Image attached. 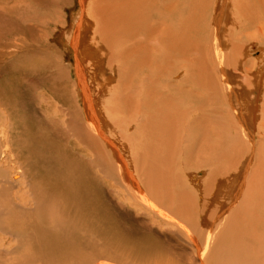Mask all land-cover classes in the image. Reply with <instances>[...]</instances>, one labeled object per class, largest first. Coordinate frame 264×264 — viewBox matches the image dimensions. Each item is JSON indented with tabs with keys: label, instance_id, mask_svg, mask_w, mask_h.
Returning <instances> with one entry per match:
<instances>
[{
	"label": "bare ground",
	"instance_id": "1",
	"mask_svg": "<svg viewBox=\"0 0 264 264\" xmlns=\"http://www.w3.org/2000/svg\"><path fill=\"white\" fill-rule=\"evenodd\" d=\"M8 1L0 2V12L25 22H14L10 45L2 39L12 30L0 22V64L8 60L30 64L35 52L47 53L45 42L36 48L30 45L38 30L33 21L41 19L39 30L49 40L51 34L45 29L59 19L45 15L49 7L44 0L42 14L34 12L32 18L24 14L33 11L27 0ZM64 2L67 6L70 0L53 3L52 11L62 10ZM90 2L87 13L91 18L83 14L86 4L80 0L75 21L63 34L59 32L75 62L64 64L62 51L51 45L60 62L59 80L71 79L66 76L71 66L75 71L73 89L63 85L59 89V98L70 111L68 128H57L54 120L46 121V126L37 122V146L27 154L14 151L22 139H30L32 129L23 125L19 130L13 121L18 114L3 107L0 264H264L263 165L250 172L244 195L231 207L245 188L243 178L255 145L264 144V97L258 103L264 95L260 96L264 0H201L198 7L196 0L190 4L188 0ZM193 11L198 18L208 11L210 26L205 32ZM90 26L95 28L92 35ZM253 47H261V54L249 59ZM105 56L117 72L101 70ZM91 68L103 71V80L129 78L126 103L142 120L143 134L135 139L107 134L109 127L115 125L116 130L118 119L101 101L106 83L98 82L95 91L87 81L97 79ZM168 70L180 73L182 80H165ZM18 74L14 72L15 80ZM259 105L261 113L257 114ZM77 143L83 144L79 148L84 154L77 151ZM103 154L108 160L100 159ZM243 154L245 161L240 160ZM222 157L227 159L225 166ZM41 158L45 160L43 181L29 173L31 161ZM193 171L200 172L192 175ZM17 172L22 176L15 182ZM109 183L115 186L113 192L105 189ZM222 187L225 196H230L227 202L218 195ZM27 192L33 197L38 192L45 208L36 200L37 206L29 207L32 199L24 197ZM37 211L42 213L43 224L32 218Z\"/></svg>",
	"mask_w": 264,
	"mask_h": 264
},
{
	"label": "rangeland",
	"instance_id": "2",
	"mask_svg": "<svg viewBox=\"0 0 264 264\" xmlns=\"http://www.w3.org/2000/svg\"><path fill=\"white\" fill-rule=\"evenodd\" d=\"M6 1H8V0H0V2H1V4H5V2ZM45 1V6H47V4H48V7L50 8H47V9H45V15L46 16H48L50 19H52L54 16L56 17V19L58 18L59 19V21H57L58 23H53V21H51V23H49V24H51V25H49V27H47V29H45V32L46 33H49V34H51V37H47V38H49V40L47 39H45V33L43 32V30H39V29H42V25H41V19L39 20V21H36V20H34L33 22L35 23V24H37V26H38V30H34V32L36 33V35H34V40L36 41H34V43H32L31 42V47H35L36 45H41V44H43L44 42H45V52H47V53H43V54H40V53H36L35 52V55L34 56H32V59H30V64L28 63V64H26V63H24L23 64V62H20V60H18V61H16V60H8L7 61V63L8 64H0V99L2 100L1 102H3V104H2V106H0V117H1V119H0V121H2V124L4 123V119L6 118L5 117V115H6V110L5 109H3V107H5L6 109H10V110H13V112H14V114H18V117L15 119V120H13L15 123H16V125H17V128L20 130V128L23 126V125H27L28 127H31V129H32V134H31V137H30V139L27 141V140H23L22 139V142H21V144H18V145H16V147L13 149L14 151H18V149H20L23 153H25V154H27V150H29L30 148H32V146H37V144H36V141H35V134H34V129H35V123H37L38 122V124H46L45 122L47 121V123H48V121L49 120H54L55 122H57L58 123V127L57 128H61V129H63V128H65V130H66V128H68V126H67V120L70 118V111L68 110V108H67V106L66 105H64L63 103V100L61 99V98H59V94L61 93L60 91H59V89H60V85H63V87L64 86H66V87H68L69 86V88H72V82H74L75 80H73L74 78H75V71H74V67L73 66H71V71H69V69L67 70V73H66V76L70 79V80H59V78H60V74L62 73L61 72V67L59 66L60 65V62H59V60H58V58H56V53H57V50H55V48L54 49H51V45L52 44H56L55 45V47H57L56 49H60V51H62L60 54H61V56H62V58H64L65 57V59H63V63L64 64H67V63H74L75 61H74V55H73V57L71 56V54H68L67 52H66V50H68L67 48L66 49H64L65 48V46L62 44V41H61V39H60V37L62 36V35H59V32H61V34H63L64 33V31H67V29L69 28L68 26H70V24H72L74 21H75V18L77 17V13L80 11V6L82 5L81 3H80V0H70V2H69V4L66 6V4L67 3H65L64 2V8H62V10H59V11H52V9H53V7H54V5H53V3H59V1L61 2V1H64V0H44ZM66 1H69V0H66ZM91 0H84V4H86V8H85V11H86V13H85V11H83V14L85 15H89L88 13H87V8H88V5H90V2ZM92 1H95V0H92ZM97 1V0H96ZM159 1H161V0H159ZM166 1V3H168L167 2V0H165ZM174 1V0H173ZM191 1V2H190ZM194 1V0H193ZM197 1V3H199V4H195V7H198V6H202V4L204 3L203 1L204 0H202V4H201V0H196ZM9 2V1H8ZM42 2H43V0H27V4H28V8L30 9V8H32L33 9V11L31 12V11H29V12H24V14L26 15V18L27 17H30V18H32V16H30V14H33L34 15V12H36V13H38V14H42V12H41V4H42ZM184 2V1H183ZM187 2V1H186ZM190 3H192V0H188V4H190ZM210 3V2H209ZM212 3V2H211ZM81 4V5H80ZM201 4V5H200ZM209 5V4H208ZM208 5H207V7H208ZM194 7V5L192 6V8ZM194 7V8H195ZM206 7V8H207ZM193 8V9H194ZM205 8V9H206ZM27 9V8H26ZM192 9V10H193ZM54 10V9H53ZM65 10V11H64ZM195 10V9H194ZM64 12V13H63ZM4 13V14H3ZM60 14H62V16L63 17H61L60 16ZM73 14V15H72ZM75 14V15H74ZM193 16L195 17L196 15H195V13H194V11H193ZM53 17H52V16ZM57 15V16H56ZM207 15H208V17H207ZM12 15H11V13H8V12H3V11H1L0 12V22H3V24H5V25H7L8 26V28H9V30H12V31H10V32H8V34L10 35H8L7 37H5V38H3L2 39V41L4 42V44L5 43H7L8 42V44L10 45L11 44V42H10V40H9V37H14L13 36V34H14V32H13V27L12 26H14V28H15V24L17 23V24H19L18 22H20V23H24L25 21H22V19H16V18H14L13 16L11 17ZM45 16V19L47 20V17ZM52 18H51V17ZM206 16V17H205ZM89 18H91L90 16H88ZM184 17H187V14L185 13L184 14ZM4 18V19H3ZM6 18V19H5ZM48 18V19H49ZM63 18V20L65 21V23H64V21L61 23L60 22V20ZM83 18V17H82ZM196 18H197V20H199L198 21V25H200L199 27H200V29H203V31L205 32L206 31V29H209V26H210V18H209V13H208V11L207 12H202L201 14H199V18H198V15L196 16ZM93 20V19H92ZM203 20V21H202ZM193 21H195V19H193L192 20V22ZM14 22H16V23H14ZM93 22H94V24H93ZM14 23V24H13ZM203 23V24H202ZM1 25V24H0ZM61 25H63V26H61ZM92 26H96L95 25V20H93L92 21ZM18 27H19V25L17 26V29H18ZM56 27V28H55ZM91 27V26H90ZM19 28H21V27H19ZM96 28V27H95ZM95 28H93V27H91V29H90V33H89V35H92L93 34V32L95 31ZM53 29V30H52ZM54 31V32H53ZM58 31V32H57ZM10 33H12V35L10 34ZM54 34V35H53ZM43 35V36H42ZM58 35V36H57ZM55 36V37H54ZM57 36V37H56ZM55 38V40L53 41V39ZM65 39H67V37H64ZM32 39V38H31ZM31 39H29L28 41H29V43H30V41H31ZM52 39V40H51ZM38 40L41 42H38ZM66 41V40H65ZM48 42H49V44H48ZM36 43V44H35ZM50 45V46H49ZM1 47V46H0ZM11 47H12V45H11ZM238 47H242V44H239V46ZM2 48V47H1ZM36 48V47H35ZM12 49V48H11ZM231 48L229 47L227 50L229 51ZM260 49H261V47L259 48V47H253L252 48V50H251V52H250V54H249V56H247V58H249V59H256V58H258L259 56H260V54H261V52H260ZM8 50H10L9 48H8ZM8 50L7 49H5V51H7L8 52ZM49 50V51H48ZM54 50V51H53ZM53 51V52H52ZM230 53H231V51H229ZM229 52H227V53H229ZM50 53V54H49ZM56 55H55V54ZM226 53V54H227ZM45 54H47V56L45 55ZM59 54V55H60ZM65 54H67V55H65ZM37 55V56H36ZM49 55L51 56V57H49ZM65 55V56H64ZM52 56H53V60H52ZM46 57H48V58H46ZM30 58V57H29ZM46 58V59H45ZM102 58H104L103 59V63H102V68H101V70H103L104 72H106L107 70L108 71H111V70H113V67H111V64L109 65V63H110V61H111V63L113 62L112 60H110L109 58L107 59V56H105V57H102ZM35 60V62H34V60ZM47 59H48V61H47ZM57 59V60H56ZM52 61V62H51ZM59 63L58 65H57V62ZM11 62V63H10ZM107 62H108V64H107ZM20 63V64H19ZM38 63L40 64V65H38ZM50 63V64H49ZM51 63H53V64H51ZM56 63V64H55ZM19 64V65H18ZM43 64H45V65H43ZM54 64H55V66H54ZM11 67H10V66ZM14 67H13V66ZM24 65V66H23ZM51 65V66H50ZM57 65V66H56ZM49 66V67H48ZM104 66V67H103ZM41 67V68H40ZM54 67V68H53ZM107 67H108V69H107ZM12 70H10V69ZM53 68V69H52ZM60 68V69H59ZM70 68V67H69ZM106 68V69H105ZM47 70V72H46V70ZM208 68H206L205 70H207ZM17 71V73L19 72V74L17 75V76H19V78H16V80L14 79V72L15 71ZM51 70V71H50ZM53 70V71H52ZM91 70H92V68H91ZM100 70V69H99ZM99 70H96V72H94L93 70H92V72H94V74L96 75V77H97V79L96 78H94V79H96V80H87L90 84H91V86L94 88V87H97L98 88V85H101V83L102 82H104V83H106L105 84V86H106V88L104 89V91L102 92V95H101V101H104V103H105V105L107 104V106H108V108L110 107V108H112L113 109V112L111 113L112 114V116H114V117H117V119L118 120H115V122L117 123V125H116V130H114V126H112V127H109V128H107V130H110L107 134H109V135H115V136H121V138H124V137H132V138H136V135H141V134H143V129H145L144 128V124H141L142 123V120L140 121L139 120V118L137 117V112H136V110L134 109V107H130V104H129V106L127 105L128 103H126V100H127V98H125V94L127 93V90H128V86L127 85H129V84H131V82H129L130 80H129V78L128 77H125V75H123V80H119V79H117L118 81H116V79H114V81L113 80H103V71H101V72H99ZM115 70V69H114ZM111 71L112 73L113 72H115V71ZM211 69H208V71H210ZM50 71V72H49ZM57 71V72H56ZM25 72H27V74H24ZM55 72V73H54ZM91 72V71H90ZM117 72V71H116ZM204 72V71H203ZM30 73V74H29ZM54 73V74H53ZM74 73V74H73ZM51 74V75H50ZM56 74H58L57 76H56ZM93 74V76H95ZM99 74V75H98ZM126 74V73H125ZM48 75V76H47ZM54 75V76H53ZM73 75V76H72ZM50 76V77H49ZM65 76V75H64ZM101 76V77H100ZM207 76H209L210 77V75L209 74H207ZM212 76H214V73L212 74ZM178 77V78H177ZM30 78V79H29ZM47 78V79H46ZM101 80H100V79ZM176 78V79H175ZM10 79H13V80H10ZM18 79V80H17ZM173 80V81H178V80H182L181 79V74L180 73H174V72H172L171 70H168L167 72H166V79L165 80ZM237 80H234V82H235V84L236 85H238V87H239V84L238 83H240V80H239V78H236ZM72 80V81H71ZM100 80V81H99ZM239 80V81H238ZM263 80H264V78H263ZM52 81V82H51ZM55 81V82H54ZM67 81V82H66ZM71 81V82H70ZM95 81H96V83H95ZM102 81V82H101ZM106 81H108V82H106ZM123 81V82H122ZM125 81H127V82H125ZM238 81V82H237ZM57 82V83H56ZM65 82V83H64ZM69 82H70V84H69ZM99 82V84L97 85V83ZM121 82V83H120ZM216 82V80H214V83ZM32 83V84H31ZM62 83V84H61ZM112 83H114V84H112ZM119 85H117V84ZM124 83V84H123ZM93 84V85H92ZM116 84V85H115ZM121 84H123L122 85V87H121ZM109 85V86H108ZM114 85V86H113ZM57 86H59L58 88H57ZM71 86V87H70ZM118 87V88H114V87ZM123 87H125V88H123ZM50 88H52V89H50ZM97 88L95 89V91L97 90ZM109 88V89H108ZM54 89V90H53ZM73 89V88H72ZM111 89V90H110ZM115 89H116V91H115ZM264 86H262V89H261V91H260V96H261V94H263L264 93ZM55 91V92H54ZM109 91L110 92H112V93H114V94H118L117 96H114V97H111V94L109 93ZM120 91V92H119ZM140 91V90H139ZM57 92V93H56ZM60 92V93H59ZM122 92V93H121ZM141 92V91H140ZM140 92L137 94L136 92V95H137V97L138 98H141V94H140ZM46 93V94H45ZM56 93V94H55ZM49 94V95H48ZM63 94V93H62ZM53 95V96H52ZM58 95V96H57ZM217 95V94H216ZM143 96V95H142ZM124 97V98H123ZM263 97H264V95H262L261 97H260V101L258 102L259 104L260 103H262V99H263ZM59 100H58V99ZM111 98H114V99H111ZM121 100V101H119V99ZM122 99H124V100H122ZM46 101V102H45ZM117 101V102H116ZM50 102V103H49ZM116 102V103H115ZM131 102H133V101H131ZM46 103V104H45ZM49 103V104H48ZM60 104V105H59ZM121 104V105H120ZM49 105V106H48ZM119 105V106H118ZM126 105V106H125ZM63 106H65V107H63ZM22 108V110H19V108ZM119 107H121L120 109H119ZM125 107V108H124ZM130 107V109H128ZM55 108V109H54ZM62 108V109H61ZM110 108L109 109H107L108 111H112V109L110 110ZM115 108V109H114ZM126 109V110H124V109ZM258 113L257 114H260L261 113V107H260V105L258 106ZM119 109V110H118ZM1 110H5L4 112V114H2L3 113V111H1ZM121 110V111H120ZM128 110V111H127ZM135 110V111H134ZM118 111V112H117ZM122 111H123V114H122ZM126 111L128 112V114L126 113ZM24 113V114H23ZM52 113V114H51ZM58 113V114H57ZM63 113V114H62ZM67 115H65V114ZM118 113V114H117ZM120 113V114H119ZM49 114V115H48ZM125 114H126V117H125ZM21 115V116H20ZM25 115V116H24ZM63 115H65V116H63ZM118 115V116H117ZM134 115V116H133ZM50 116V117H49ZM136 116V117H135ZM260 116V115H259ZM24 117H28L27 118V123H29V124H27L25 121H24ZM46 117V118H45ZM52 117V118H51ZM58 117H62V118H58ZM66 117V118H65ZM128 117V118H127ZM2 118H4V119H2ZM58 118V119H57ZM65 120H64V119ZM120 118V119H119ZM121 118H123L124 120H122ZM61 119V120H60ZM135 119V120H134ZM137 119V120H136ZM260 117L257 119V121L259 122L260 121ZM43 120V121H42ZM133 120V121H132ZM41 121V122H40ZM120 121V122H119ZM256 121V122H257ZM119 122V123H118ZM125 122V124H122V125H120L121 123H124ZM257 122V123H258ZM130 124V125H128V124ZM134 123H136V124H134ZM138 123V124H137ZM61 124V125H60ZM226 124V123H225ZM140 125V126H139ZM258 125V124H257ZM37 126V125H36ZM46 126V125H45ZM61 126V127H60ZM64 126H66V127H64ZM122 126H124V127H122ZM126 126V127H125ZM138 126L139 127H141V129L140 128H138ZM128 127V128H127ZM132 128H133V132H131L132 131ZM131 129V130H130ZM136 129V130H135ZM121 130V131H120ZM135 130V131H134ZM225 130H226V128H225ZM36 131H39V126H37V128H36ZM113 131H114V133H113ZM120 131V132H119ZM121 132H123V133H121ZM130 132V133H129ZM135 132V133H134ZM118 133V134H117ZM125 133L127 134V135H125ZM54 134V133H53ZM257 134V131H256V133H255V135ZM26 135V134H25ZM25 135H23V137L25 136ZM135 135V136H134ZM256 139V138H255ZM246 142V141H245ZM2 143H0V156L1 157H3L4 158V156H5V154L2 152ZM82 145V146H81ZM79 144V143H77L76 144V147L77 148H79V147H83V144ZM264 145V144H263ZM262 144L261 145H255V149H254V151H253V153H252V155L250 156L251 157V160L248 162V171L246 172V174H245V176H244V178H243V187L242 188H244V189H242V194H241V196H240V198L236 201V202H234V204H232V208H233V206L234 207H236L238 204H239V201L241 200V198H242V196L244 195V192H245V189H246V186H247V176L250 174V172H253V171H257V169H258V167L259 168H263V166H264V155H262V151L264 150V148H261L262 146H263ZM227 147V146H226ZM245 147V146H244ZM264 147V146H263ZM76 148V149H77ZM228 147H227V149H226V153H225V151H222L223 153H225L226 155L228 154ZM257 149V150H256ZM261 149V150H260ZM77 151L79 152V154L81 155V154H84V152H85V150H80V148L79 149H77ZM257 153H256V152ZM261 153V154H260ZM263 154H264V151H263ZM257 155H259V156H257ZM263 156V157H262ZM89 156H87V158H88ZM92 157V159H94V157H93V155L91 156ZM99 157H100V159H105V160H108V158L109 157H107V156H105L104 154H103V157H101L100 155H99ZM126 157V156H125ZM246 155H244L243 154V156H240V160H246ZM224 158V159H223ZM226 157H222L221 158V160H224V162L222 163V164H224V166H225V164H226V160L227 159H225ZM263 158V159H262ZM42 159V158H41ZM256 159V160H255ZM242 161H241V163H242ZM58 162H59V159H58ZM259 162H260V164H259ZM240 163V164H241ZM260 165H258V164ZM45 165V160H38V159H36L35 161H31V163H30V167H32L31 169L32 170H30V175H31V177L32 176H36L37 178H39V181H43L42 180V178H44L43 177V175H44V173H43V170H44V168H42L43 166ZM258 165V166H257ZM263 165V166H262ZM254 167V168H253ZM43 169V170H42ZM201 169H203V168H201ZM253 169H255V170H253ZM1 170H2V167H0V172H1ZM96 171V173L97 174H101L102 175V172L100 171V170H95ZM34 172V173H33ZM198 172H200V171H193L192 172V175H198L199 173ZM3 173V172H2ZM18 173V172H17ZM22 173V172H21ZM21 173H18V175L17 174H15V182H17L18 180H20L21 179V176H22V174ZM1 174V173H0ZM20 175V176H19ZM18 176V177H17ZM93 177V176H92ZM246 177V178H245ZM245 180V181H244ZM110 181V180H109ZM1 184H2V182H0V186H1ZM113 185H111L110 183H109V185H108V187L105 185V189H109V188H112L110 191H112L113 192V190H114V188H115V186H113ZM224 187V186H223ZM223 187H222V189L220 190V192L221 193H219L218 195H223L222 196V198H221V201L223 200V201H229V198H230V196H225V192L223 191ZM225 188V187H224ZM28 190V189H27ZM26 191V190H25ZM29 192H27V193H25V198L27 199V198H29V199H32L31 200V202H30V205H29V207H34V206H37V203L36 202H38V203H42V200H41V195L38 193V192H34V197L29 193ZM28 195V196H27ZM226 197V198H225ZM24 198V199H25ZM43 199V198H42ZM44 199H45V197H44ZM35 200H36V202H35ZM45 200H43V202H44ZM226 201V202H227ZM41 206H43L44 208H45V202H44V204L42 205L41 204ZM28 207V208H29ZM0 208L2 209V208H4V203H3V201L2 200H0ZM37 213V214H36ZM35 214H33L32 215V218H35L34 220H36L39 224H40V222H41V224H43L42 223V221H41V216H39V215H42V213L41 212H39V211H37ZM223 215V214H222ZM38 218V220H37V218Z\"/></svg>",
	"mask_w": 264,
	"mask_h": 264
}]
</instances>
